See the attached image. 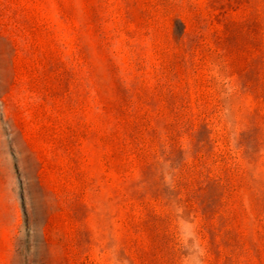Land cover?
Segmentation results:
<instances>
[{
    "label": "rangeland",
    "instance_id": "rangeland-1",
    "mask_svg": "<svg viewBox=\"0 0 264 264\" xmlns=\"http://www.w3.org/2000/svg\"><path fill=\"white\" fill-rule=\"evenodd\" d=\"M0 264H264V0H0Z\"/></svg>",
    "mask_w": 264,
    "mask_h": 264
}]
</instances>
